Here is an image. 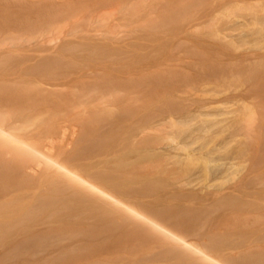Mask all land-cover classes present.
<instances>
[{"label": "bare ground", "instance_id": "1", "mask_svg": "<svg viewBox=\"0 0 264 264\" xmlns=\"http://www.w3.org/2000/svg\"><path fill=\"white\" fill-rule=\"evenodd\" d=\"M140 4L0 0V264H110L96 258L105 249L100 237H117L111 249L124 237L144 239L138 243L145 248H138L142 256L122 258L126 264H264V237H217L224 215L201 231L200 208L189 205L236 201L230 215L238 213L233 218L248 224L249 216L241 213H255L250 224L262 232V206L236 197L252 180L200 197L203 189L176 193L174 184L175 191L166 192L164 184L146 175L147 160L156 153H165L174 165H200L206 173L213 162L212 151L190 150V143L153 148L149 131L165 126L163 140L174 143L176 128L195 125L192 138L213 126L239 125L252 113L245 101L235 99L221 105L240 108L215 120L201 107L178 118L149 115L160 108V102L148 103L159 83L150 79L153 70L146 73L142 63H133L130 42V33L140 28L132 26ZM190 4L176 13V3L166 0L145 23L152 31L176 28ZM222 14L252 16L236 24L239 33L232 40L251 36L261 43L264 6L234 5ZM243 28L248 34L241 36ZM243 58L264 62V54ZM237 145L224 171L235 168L233 160L243 155L244 143ZM176 199L188 206L176 208Z\"/></svg>", "mask_w": 264, "mask_h": 264}, {"label": "rangeland", "instance_id": "2", "mask_svg": "<svg viewBox=\"0 0 264 264\" xmlns=\"http://www.w3.org/2000/svg\"><path fill=\"white\" fill-rule=\"evenodd\" d=\"M133 1L139 4L141 2V0ZM169 1L176 3V13L178 9L186 7L187 4L193 5L185 8L182 16L176 19V28L152 31L145 21L154 18L157 8L164 6L166 0H144L138 6L140 11L133 17L136 22L132 26L140 28L130 33L133 63L136 66H139L137 63H142V66L146 68V73L153 70L154 74L150 76V79H157L159 83L158 91L148 97V103L160 102V108L150 109L148 114L153 113L159 117L174 114L178 118L184 113L196 111L201 107V111L215 116L208 119L215 120L220 119L221 117L216 115L225 110L240 108L237 104L221 105L222 101L239 99L249 105L252 115L250 118L247 116L245 121L239 125L229 124L230 126L225 128L213 126L206 129L208 130L206 132H194L195 137L193 135L192 138L190 135L195 125L181 129V131H177L176 128V142L174 143L163 140L168 131L165 126L160 127L158 129L160 131H149L148 143L153 148L190 143V150L212 151L213 154L211 153L209 157L213 162L207 163L206 173L200 165L188 166L183 161H176L174 165L172 160L165 157V153H156L154 160L152 158L147 160L146 175L150 177L149 179L164 184L166 192L173 190L171 185L174 184H176V193H182L191 188L203 189V192L198 193L200 197H206L208 193L217 190H230L248 178L253 183L248 184L244 193H239L236 197L239 203H255L262 206L263 209L258 213V216H262L264 215V198H262L264 197V62L258 60L249 62L243 56L249 53L264 54V37H259L261 40L259 44L255 43L254 37L251 36L244 40L233 41L232 37L239 33L236 24L243 20L251 21L252 16L243 14V16L227 18L222 13L234 5L264 6V0ZM152 9H154L153 14ZM258 15L261 17L260 13ZM242 33L248 34L244 32V28L241 36H243ZM160 61L163 64L158 68ZM204 105H210V107L202 108ZM77 128L72 129L71 127L70 131L79 133L80 129ZM237 142L244 143L245 151L242 156L233 160L236 164L235 168L230 172L224 171L222 165L234 158V153L239 148ZM182 184L185 185L181 186ZM232 203L236 201L216 203L204 201L200 203V206L196 203V205H189L200 208L201 213L197 226L201 231L210 228L215 219L224 215V224L221 232L216 234L217 237H264V231L259 232L260 225L250 224L254 221L251 218L255 213H241L249 216L245 219L249 223L245 224L246 222L233 218L239 215L238 213H233L231 216V212H228L235 209ZM186 206L188 204H183L176 199V208ZM122 239L118 244L119 247L111 249L117 237L116 240L115 237H100L99 243L105 245V249L96 257L99 262L126 264L127 260L122 258L134 259L142 256L143 250L139 251L138 248H145L140 247L138 243L144 239L140 237ZM28 246L24 245V247ZM41 255L39 256L42 257ZM79 260L86 261L85 259Z\"/></svg>", "mask_w": 264, "mask_h": 264}]
</instances>
